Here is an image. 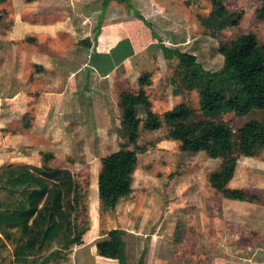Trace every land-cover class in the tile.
Returning <instances> with one entry per match:
<instances>
[{
  "label": "crops",
  "instance_id": "crops-1",
  "mask_svg": "<svg viewBox=\"0 0 264 264\" xmlns=\"http://www.w3.org/2000/svg\"><path fill=\"white\" fill-rule=\"evenodd\" d=\"M104 1L0 3V27L5 28V36L0 35V166L68 169L78 182L73 170L82 169L84 159L87 167L92 166L106 137L118 135L119 129L126 134L123 114L116 122L117 129H113L111 119L113 104L118 103L122 109L119 82L127 78L118 77V72L135 62L155 38L129 10V2ZM120 41L123 44L115 48ZM16 43L25 46L20 48ZM122 85L124 91L132 92ZM115 151L96 157L97 174L92 182L96 199L100 159ZM129 195L126 193L119 201ZM76 217L74 221L81 230V208ZM131 218L135 219L134 215L125 210L112 211L104 223L98 215H90L89 227L72 248L71 260L55 259L46 264H179L174 257L166 261L160 253L157 221L154 229L144 231L133 229ZM114 231L124 241L123 263L117 255L101 250L113 249ZM8 251L13 253L0 232V264L44 262L38 259L18 263L13 254L8 257Z\"/></svg>",
  "mask_w": 264,
  "mask_h": 264
},
{
  "label": "rangeland",
  "instance_id": "rangeland-1",
  "mask_svg": "<svg viewBox=\"0 0 264 264\" xmlns=\"http://www.w3.org/2000/svg\"><path fill=\"white\" fill-rule=\"evenodd\" d=\"M223 1L229 10L244 13L238 26L217 33L203 24V19L212 11L210 0H130L129 4L153 24L164 45L192 53L205 69L216 71L224 65V56L219 52L221 43L252 32L264 45V10L257 12L264 0ZM3 29L0 27V35ZM154 38L135 62L120 68L118 77L127 75L126 80L119 82L121 91H124L122 83L132 92L143 90L149 99V110L160 117L179 103L191 108L195 115L193 121H223L235 130L249 118L264 117V111L258 110L244 116L202 110L198 90L181 84L178 59H167L159 40ZM144 76L149 85H141ZM146 110L144 106L139 107L138 116L144 118ZM111 111L113 129H117L116 122L123 110L115 103ZM167 132L165 124L149 130L141 122L138 142L132 144L128 135L119 129L118 135L106 137L103 147L93 157L92 166L87 167L84 159L83 168L73 170L82 190L86 191L89 216L98 215L100 223H104L112 211L125 210L135 217L131 218V227L144 231L154 229L157 221V241L166 261L171 262L174 257L179 264H264V148H254L249 136L241 131L250 146L246 153L231 150L230 158H234L228 167L232 172L225 186L218 190L209 178L212 172L220 170L222 158L205 151H182L180 143L169 139ZM121 147L139 149L132 188L129 187L130 195L120 200L116 209L105 210L96 199L92 185L97 174L96 157Z\"/></svg>",
  "mask_w": 264,
  "mask_h": 264
},
{
  "label": "trees",
  "instance_id": "trees-1",
  "mask_svg": "<svg viewBox=\"0 0 264 264\" xmlns=\"http://www.w3.org/2000/svg\"><path fill=\"white\" fill-rule=\"evenodd\" d=\"M4 1L0 0V3ZM117 1L128 3L130 0ZM210 2L212 11L203 19L205 28L217 33L227 27L238 26L243 10H229L223 0ZM130 10L159 40L164 56L169 60L174 57L178 59L181 84L198 90L202 110L212 113L233 112L237 116H244L253 110L264 111V45L259 43L254 33H242L227 43H221L219 52L224 56V65L220 70L213 71L205 69L196 55L164 45L153 24L137 9L130 7ZM263 10L264 2L257 12ZM119 44L123 42L120 41L115 48ZM141 83L149 85L150 81L144 76ZM121 105L123 125L132 144L138 142L141 122L149 130H157L165 124L168 128L167 137L178 141L182 151H205L222 158L220 170L212 172L209 178L218 190L225 186L232 172L228 167L233 157L230 158L231 150L235 148L240 154L246 153L250 146L244 139L245 134L251 139L254 148H264V117L249 118L235 130L223 121H193L195 115L185 103L176 104L160 117L149 110V99L142 90L123 91ZM142 106L147 109L144 118H140L137 113ZM138 153L139 149L121 147L100 159L97 194L102 209H114L119 199L129 192ZM80 208L83 215L81 230L78 222L74 221L75 214L78 219ZM89 223L86 191L80 188L70 170L38 168L26 164L0 166V232L13 249L12 254L18 263L27 260L36 262L38 259H44L43 264L55 259L71 260L72 248L80 243ZM111 235L113 249L101 250L110 256L117 255L123 263L124 241L117 231ZM1 242L7 248L4 241ZM8 253L10 257L12 254Z\"/></svg>",
  "mask_w": 264,
  "mask_h": 264
}]
</instances>
